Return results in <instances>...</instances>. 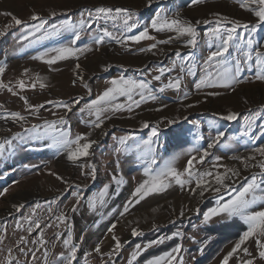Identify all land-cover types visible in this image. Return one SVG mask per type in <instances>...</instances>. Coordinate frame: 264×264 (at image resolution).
I'll return each mask as SVG.
<instances>
[{
    "label": "rangeland",
    "instance_id": "obj_1",
    "mask_svg": "<svg viewBox=\"0 0 264 264\" xmlns=\"http://www.w3.org/2000/svg\"><path fill=\"white\" fill-rule=\"evenodd\" d=\"M189 4L190 0H153L151 6L148 5V0H0V30L7 32L6 35L0 36V64L6 69L0 80L18 93L0 89V105H3V108H0V143L6 139L12 140L15 133L26 137L22 141L13 140V146H6L3 156H0V192L8 189L0 196V235L4 236V240L0 242V264H8L9 249L13 264H66L61 254L67 257L70 251V246L66 247L63 243L68 238L69 230L72 233V245L77 246L76 258L72 264H103L108 260L103 253L112 251L114 246L113 233L108 232L112 223H116L114 234L124 245L120 253L113 257L112 264H128L136 244L143 248L149 241L170 236L177 230L181 231L183 236L150 246L141 252L133 264H145L152 256L169 251L177 243L182 245L180 255L183 256L184 264H220L223 255L231 249L239 234L246 230L247 226L238 217L229 219L219 216L207 224L203 223V212L215 205V193L209 190L202 198L194 197L192 203L181 201L185 193L189 192L188 188L195 187V179L190 186L184 188L173 183L163 192L152 193L140 203L131 206L123 216L120 215L124 205L134 199L131 196L134 189L148 179L144 172L146 167L151 166L158 171L167 162L174 161V166L183 171L190 155L199 157V153H189L188 149H207L217 130L224 131L226 135L219 144L208 149L209 155L203 163L195 165L199 172H223L225 168L238 170L240 175L232 177L229 181L235 188H240L253 173L260 172L259 167L245 168L242 160L235 159L255 154L257 159L252 162L255 164L261 158L254 153V149L264 145V112L259 108L264 104V81L254 78L257 70L254 63L255 53L253 61L242 65V82L233 86L234 91L232 88L221 86L200 89L195 87L204 75V60L209 51L214 50V46L209 48L204 33L215 24H204L202 21H215L217 18L213 13H220L250 25L255 24L257 18L251 12L241 9L237 0H203L196 5ZM100 6L126 7L136 12L138 28L127 33L129 35L137 34L143 27L150 25L151 18L157 11H162L170 18L179 13L182 19L193 23L199 20L201 23L197 25V31L200 33L198 46L190 49L184 43V38H174L168 44L158 43L152 52H140V48H147L151 43L168 39L169 36L175 37V33H158L150 27L149 33L156 37L155 41L144 40L139 44L128 42L127 45H120L106 39L104 44L96 46L92 44L91 37L97 34L101 27H107L109 31L119 34L111 21L101 19L94 23L91 29L85 28L82 39L77 44L80 48L85 44H92L91 52L80 54L78 60L72 57L50 66L33 57L47 49L68 43L72 32L61 30L57 35L29 44L28 41L20 39L22 34L27 35L28 29L24 25H14L11 17L3 14L11 12L19 19L35 24L38 22L31 21L30 17L36 12L48 20L45 28H50L51 25L59 26L66 20L78 25L80 19L87 17L85 10ZM52 11L57 12V16H50ZM10 24L12 27H8ZM237 31L244 33L247 38V29L241 28ZM251 35L255 41L254 48L264 51V24ZM177 51L180 52L179 57L176 55ZM189 51L193 52V56L189 61H184L183 66L187 68L194 64L195 75L180 71L182 57ZM239 56L240 53L234 48L230 49L229 62L234 64V60ZM173 62L176 67L171 72L166 71L160 81L153 79L155 75L160 74L158 69L171 68ZM77 63L81 65L79 71L83 74L87 88L74 75L73 70ZM105 66H108L107 71L104 70ZM24 69L29 70L27 74ZM36 74L47 77L44 81L46 87L41 88L37 83L35 88L29 86L20 91L17 81L23 79L30 85ZM119 76L150 81L157 99L146 100L139 107H133L132 112L122 109L105 113L110 119H104L100 128L92 127L91 122L96 119L95 115H90L88 110L81 112V109L110 86L112 79ZM177 76L183 77L179 93L173 89H166L163 93L155 91L167 83L169 78L174 79ZM73 80L77 82L73 84ZM183 92H187L188 97L181 101L179 97ZM209 92L219 95L209 96ZM21 95L26 96L31 104H44V107L34 115L30 114L20 99ZM79 97L83 99L78 104L74 103ZM134 98L139 99L138 96ZM46 101L70 103L72 111L68 112L55 104H47ZM125 101L126 97H119L117 102ZM189 104L193 106L187 107ZM163 105L166 107H162ZM12 111L25 115L26 121L17 122L10 116L5 119L7 112ZM229 111L240 113L236 121H224L219 118ZM60 117L65 118L67 123L64 128L72 137L91 133L89 139L97 141L88 157L73 163L67 160L63 152L57 154L55 148L47 147L52 142L50 139L27 138L28 134L24 131L26 128L34 124L42 125L45 120H57ZM246 117L252 118L250 128L246 124ZM172 119H177V123L168 125L167 121ZM143 121L149 122L148 128L141 127ZM210 121L215 122V128ZM154 125H158L159 133L158 137L154 138L152 151L146 153L137 149L135 145H142V142L149 138ZM128 135L134 139L127 142L126 150L116 152L117 147H122L118 138ZM197 135L203 136V139L197 141ZM217 157L220 159L217 160ZM152 159H155V164H151ZM89 165L95 168V179L90 175L92 167ZM52 173L63 179H58L57 175ZM114 175L122 182L117 184L112 179ZM106 184L109 189L103 204L97 201L96 208L90 209L89 202L98 197ZM78 192L81 193V199L77 211L73 212L71 208L77 204ZM221 194L224 195L223 191ZM227 198L225 195V199ZM173 200L176 201L172 202ZM49 206L51 212L48 211ZM258 209L259 206L253 208ZM181 210L184 211L183 216L180 215ZM147 211L151 213L139 217L136 221L137 213ZM62 213L67 216L64 222L57 219ZM26 217L39 219L40 228L32 225L33 231L28 232L30 221L25 219ZM17 223L22 227L17 228ZM154 224L157 226L155 229ZM132 228H137L143 234L133 237ZM41 234L43 244L39 242ZM97 243L101 244L100 254L93 250ZM245 246L249 248L252 256L256 257L255 264H264V260L258 256L254 240L246 242ZM32 253H35V259ZM239 258L243 260L250 257L240 252ZM230 264H236V259L231 260Z\"/></svg>",
    "mask_w": 264,
    "mask_h": 264
},
{
    "label": "snow or ice",
    "instance_id": "obj_2",
    "mask_svg": "<svg viewBox=\"0 0 264 264\" xmlns=\"http://www.w3.org/2000/svg\"><path fill=\"white\" fill-rule=\"evenodd\" d=\"M203 0H190L191 5H196L202 3ZM239 7L251 12L256 18L257 21L255 24L250 25L249 23H242L236 19H230L227 16H223L220 13H213L212 15L217 19L215 21L203 20L202 23L210 24L214 23V27H209L208 30L204 33V36L207 37L208 46L214 50L209 51L204 64L206 68L204 70V75L196 83L195 87L197 89L203 87H215L221 86L225 88H232L233 91L235 88L233 86L241 83V72L242 65L247 64L250 61H253V53H255V80L264 81V51H261L258 48H254L255 41L252 37V33H255L257 28L264 24V0H237ZM153 0H148V5L151 6ZM87 17L80 19L78 25L71 24L69 21H64L63 24L51 25L50 28H45V25L48 24V20L42 17L39 13L33 12L30 19L31 21H37L38 23L29 24L26 21H23L16 17L11 12L3 13L4 15L10 16L14 25H24L28 31L27 35H21L20 39L28 41L31 43H38L41 40L47 39L51 36L57 35L61 30H67L72 32V37L66 44H61L58 47L47 49L46 51L40 53L38 56L33 57V59L44 61L48 65H54L57 61H64L68 58L75 57L79 59V55L85 52H91L93 50L92 44L100 46L107 41H114L116 44L127 45L128 42H134L139 44L144 40H156L155 36L150 35L149 27L156 32H169L175 33V37L169 36L168 39L159 40L156 43H151L147 48H140V52H152L153 49L157 48V44H168L173 41V39L184 38V43L190 48L195 49L198 46V38L200 33L197 31V25L201 21H196L193 23L190 20L182 19L179 13H176L173 17H168L163 14L162 11H157L151 18L150 25L143 27V30L138 31L137 34L129 35L133 29L138 28V20L135 18L137 13L126 7H95L94 9L85 10ZM50 16H57V12L52 11ZM103 19L104 21H111L113 27L117 28L119 34L109 31L107 27H101L99 32L91 37L92 44H85L83 48L77 46L78 42L81 41L82 36L85 32V28L91 29L94 23ZM230 25V26H227ZM12 27V25H8ZM247 29L248 35L245 37L244 33H238V29ZM7 32L0 30V36L6 35ZM235 49L240 53L239 58L234 60V64L229 62L230 49ZM98 50V48H97ZM176 55L179 57L180 52L177 51ZM193 56V52L189 51L188 54L182 57V65L180 68L181 72H187L189 75H195L194 68L195 65L185 68L183 66L184 61H189ZM105 66V71H107ZM176 67L175 62L171 68H160L158 69L159 75L153 77L154 80L160 81L161 76L167 71L171 72L173 68ZM81 65L77 63L75 65L74 75L77 79L84 84L87 88L88 85L84 81L82 72H80ZM5 66L0 64V76L5 72ZM55 70V69H53ZM28 69H24V73H28ZM47 77L36 74L34 79H32L31 84L28 85L23 79L17 81L20 91L25 90L27 87L35 88L37 83L41 88L46 87L44 81ZM183 77L177 76L174 79L169 78L167 83H164L161 87L156 89V92L163 93L166 89H173L178 93L181 91ZM77 80H73L72 83L75 84ZM110 86L106 87L105 90L99 94L96 99L92 100L90 103L85 104L84 108L81 109V112L88 110L90 115H95L96 119L91 122V126L95 128H100L104 119H110L109 116H106L105 113L116 112L122 109H126L128 112H132L133 107H139L141 103L146 100H156L157 95L153 91V88L150 86V81H145L143 79H133L131 77L119 76L118 78L112 79ZM0 89H7L13 94H18L14 91L12 87L8 84L3 83L0 80ZM89 94H91V89L89 88ZM209 96L219 95L216 92H209ZM138 96L139 99L134 97ZM119 97H126V101L119 103ZM188 97L187 92H183L180 95V100H186ZM20 99L25 105V109L29 110L30 114H35L39 109L44 107V104L34 105L29 102V99L26 96L21 95ZM83 97L77 98L74 103L78 104ZM47 104H55L56 107H62L68 112L72 111V104L64 101H46ZM193 105L189 104L187 107H192ZM162 107H166L163 105ZM0 108H3V105H0ZM260 111L264 112V104L259 106ZM214 116L216 114H213ZM11 117L12 120L17 122L26 121L27 117L22 115L20 112L12 111L7 112L4 116L5 119ZM240 113L236 111H229L225 115H221L219 118L224 121H236ZM186 119V118H185ZM246 124L250 128L252 123L251 117L245 118ZM64 117H60L57 120H45L43 124H34L29 128H26L24 131L28 134V139H43L48 138L52 142L47 145V147L55 148L57 154L63 152L67 160L70 162H77L83 157H88L91 153L90 150L94 145L97 144V141L89 139L91 133H81L77 134L74 137L71 136L68 130H65L64 125L66 124ZM168 125H174L177 123V119H172L167 121ZM196 123V122H194ZM212 127H216L215 122H211ZM198 126V124H197ZM142 128H148L149 122L143 121L141 124ZM159 127L154 125L151 128V135L149 138L142 142L141 144H136V148L140 149L146 153L152 151V145L155 142L154 138L158 137ZM226 133L224 131H216L214 137L211 138V142L208 143L207 149H199L196 147H190L188 149L189 153L197 152L199 157L190 155L187 164L184 167L183 171L178 170L174 166V161L167 162L160 170L156 171L151 168V166L144 169L145 174L148 176V179L142 181L132 192L131 196L134 199H130L123 208V211L120 213L123 216L127 213L131 206L140 203L152 193H160L168 189L174 183L175 185L184 188L185 186H190L195 179V187H189L188 190L191 194H198L201 198L204 197L205 192L211 190L215 193V205L209 207L206 211L203 212V223L207 224L214 217L225 216L229 219L233 217H238L243 223L247 226L246 230L239 234L238 239L235 241L233 246L226 254L223 255L220 260V264H230V261L234 258L236 259V264H255L256 257L252 256V253L249 251V248L246 245V242L254 240L256 247L258 249V256L261 260H264V195H258V193H264V179H259L258 177H264V145H261L258 148L254 149V153L258 154L261 158L257 163H252L256 161L257 157L255 154L248 157H235V159L242 160L244 162V167H259V173H253L250 178H246V182L240 187L235 188L229 182L232 177H237L240 175L238 170L232 168H225L223 172L220 171H205L199 172L195 165L197 163H203L205 158L209 155L208 149L213 148L219 144L224 138ZM247 135V132L245 133ZM26 137L21 133H15L12 140L6 139L0 143V156H3L6 146L11 148L13 146V140H24ZM134 138L131 135L119 137V145L122 147H117L116 152H121L126 150L128 147V141L133 140ZM203 139V136L197 135L196 140L199 141ZM217 160L220 157L216 158ZM155 159L151 160V164H155ZM83 168L84 165H81ZM92 172L90 175L95 179V168L91 165ZM220 167V166H217ZM53 175H57L52 173ZM58 179H63L57 175ZM112 179L117 183H121V180H118L114 175ZM109 185H104L103 190L98 194L97 198H94L89 202V208L95 209L97 201L103 204L104 197L108 194ZM8 191L5 188L0 192V196H3ZM224 193L222 195L221 193ZM227 195V199H225ZM81 199V193H76L77 204L73 205L71 211H77V205ZM54 202V201H53ZM254 206H259L258 210H253ZM48 211L51 212L52 209L49 206ZM180 215H184V211L181 210ZM25 219L30 221V226L27 231L32 232L33 227L40 228L41 221L39 219L32 220V217H26ZM57 219L60 222L67 220L65 214H61ZM17 228L22 227L21 224L17 223ZM157 226L154 224L153 228ZM116 228V223H112L108 228V232L113 233L112 240L114 246L112 251L103 253L104 256L108 257L107 261H104L103 264H112L113 257L120 253V250L123 248L121 240L114 234V229ZM143 233L137 228H132L131 235L133 237L142 235ZM183 236V233L179 230L173 232L170 236H162L157 240L149 241L147 244L141 247L140 244L135 245V249L131 252L128 264H133L137 260V257L141 255V252L147 250L150 246L154 244H162L166 239H172L173 237ZM4 240V236L0 235V242ZM39 242L44 243L43 235L41 234ZM66 247L70 246V251L67 257H64V254H61V258L66 260V264H72V261L76 258L77 246L72 245V233L71 230L68 232V238L63 241ZM96 253L100 254L102 252L101 244L97 243L93 249ZM23 251V250H21ZM182 251V245L177 243L169 251H165L161 255L152 256L150 259L145 261V264H184L183 256L180 255ZM201 253L203 248H200ZM243 252L245 256L250 257L248 259L241 260L239 258V253ZM33 259H35V253H32ZM47 255V253H45ZM8 264H13V257L11 256V249H9V258Z\"/></svg>",
    "mask_w": 264,
    "mask_h": 264
},
{
    "label": "bare ground",
    "instance_id": "obj_3",
    "mask_svg": "<svg viewBox=\"0 0 264 264\" xmlns=\"http://www.w3.org/2000/svg\"><path fill=\"white\" fill-rule=\"evenodd\" d=\"M6 1H7V0H6ZM8 1H9V0H8ZM180 195H181V194H180ZM194 197H195V198H198L199 195H198V194L193 195V194L187 192V193H185V196H184L183 198H181V201H186V202H190V203H192ZM178 200H180V199H178ZM174 201H176V200H173L172 202H174ZM153 209H155V208H153ZM148 213H151V211L142 212V213H137V215H135V217H137V218H136V221L138 220L139 217H143V216H145V215L148 214ZM154 213H156L155 210H154ZM4 214H5V213H4Z\"/></svg>",
    "mask_w": 264,
    "mask_h": 264
}]
</instances>
